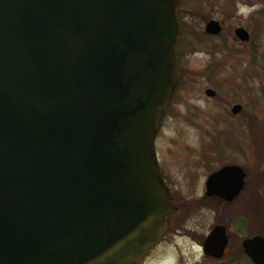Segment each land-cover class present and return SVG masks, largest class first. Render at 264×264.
I'll return each mask as SVG.
<instances>
[{
    "label": "water",
    "instance_id": "water-1",
    "mask_svg": "<svg viewBox=\"0 0 264 264\" xmlns=\"http://www.w3.org/2000/svg\"><path fill=\"white\" fill-rule=\"evenodd\" d=\"M179 2L0 0V264H137L159 243L178 210L155 141ZM245 177L226 167L209 194Z\"/></svg>",
    "mask_w": 264,
    "mask_h": 264
},
{
    "label": "rangeland",
    "instance_id": "rangeland-1",
    "mask_svg": "<svg viewBox=\"0 0 264 264\" xmlns=\"http://www.w3.org/2000/svg\"><path fill=\"white\" fill-rule=\"evenodd\" d=\"M181 6L182 80L170 99L156 146L183 215L168 239L142 264L202 261L192 232L203 233L216 210L191 207L190 202L202 197L209 173L234 163L243 166L254 178L241 203L231 206H260L264 201V0H182ZM213 19L223 28L217 37L205 33ZM240 27L250 33V42L236 39ZM208 88L216 90L215 98L206 96ZM236 104L243 106L238 118L231 113ZM262 213L257 208L251 212ZM249 214L244 208L239 215Z\"/></svg>",
    "mask_w": 264,
    "mask_h": 264
},
{
    "label": "flooded vegetation",
    "instance_id": "flooded-vegetation-1",
    "mask_svg": "<svg viewBox=\"0 0 264 264\" xmlns=\"http://www.w3.org/2000/svg\"><path fill=\"white\" fill-rule=\"evenodd\" d=\"M233 165L241 166L236 163ZM244 170L246 172L244 188L234 199L228 200L222 195H208L207 180L214 173L212 172L207 175L203 182L202 197L190 202L191 207L205 208L208 206L216 210L215 219L203 233L199 231L192 232V236L197 238L195 244L200 248L201 255L203 256L202 261L197 262V264H257L252 254L264 253L262 248H257L256 244H251V241L257 237L264 238V201L263 205L260 204V206H257V204H254V206L248 204L237 207L231 206L233 203L241 200L240 197L250 187V181L254 178L251 171L246 168ZM166 182L171 189L174 200L179 206V212L172 219L170 227L165 232V236L161 240L159 247L168 239V235L172 233L171 230H175L178 218L183 215V206L177 198L175 190L167 178ZM248 199H252L250 193L248 194ZM248 199L247 202L251 201ZM248 206L249 208H247ZM244 208L248 211L250 210L249 215H239ZM253 208L262 211V215H252Z\"/></svg>",
    "mask_w": 264,
    "mask_h": 264
}]
</instances>
